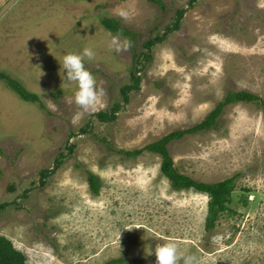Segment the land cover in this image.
I'll return each instance as SVG.
<instances>
[{"label":"rangeland","instance_id":"rangeland-1","mask_svg":"<svg viewBox=\"0 0 264 264\" xmlns=\"http://www.w3.org/2000/svg\"><path fill=\"white\" fill-rule=\"evenodd\" d=\"M161 1L164 8L151 0H0V72L44 106L23 102L0 80V236L25 264H156L148 246L169 239L199 264H264V107L230 104L216 129L168 145L176 170L197 182L236 177L231 212L210 232L207 196L173 190L157 155L108 149H141L191 128L227 92L264 104V0ZM181 10L178 30L166 32ZM102 18L135 34L131 50L109 47ZM163 34L124 104L133 52ZM86 47L95 55L85 67L104 95L77 116L75 85L59 63ZM116 104L114 122L93 117ZM87 173L100 181L97 196Z\"/></svg>","mask_w":264,"mask_h":264},{"label":"trees","instance_id":"trees-1","mask_svg":"<svg viewBox=\"0 0 264 264\" xmlns=\"http://www.w3.org/2000/svg\"><path fill=\"white\" fill-rule=\"evenodd\" d=\"M154 4L160 8H164V3L161 0H151ZM194 0L189 2L190 6ZM184 10L177 12L176 18L171 27L166 28V32L177 31L181 20L183 18ZM101 26L114 35L120 34L122 37L129 38L132 42L134 33L127 31L123 28L116 20L109 18H102L100 20ZM167 34L157 35L154 39H149L143 44L144 51L138 53L133 52V64L131 71V85H126L121 88V98L124 104L128 103V94L132 91L139 90L140 78L136 75L145 67L146 62L150 58L151 48L158 42H162ZM0 80L4 81L6 85L15 92L18 97L23 101L31 104H37L39 109H44L43 104L40 102L39 97L31 92L25 90L17 81L12 80L8 75L0 72ZM254 103L264 107V104L258 99V97L246 93V92H227L221 102L208 114V116L199 124L184 130L173 131L161 139L154 141L141 149H135L131 151L117 150L108 146L111 152L123 155L126 158H136L141 156L143 153L155 154L160 158L159 171L161 175L167 179L171 188L177 191H188L193 190L196 193L204 194L208 198L207 210L205 217L204 229L210 232L214 229L215 223L219 217L225 213L231 212L229 204H231V195L234 191V181L236 177L226 179L218 183H201L193 180L192 178L179 173L173 163L171 155L168 150V145L174 141H179L185 136L196 135L200 132L216 129L218 125V119L223 113L225 107L233 103ZM120 106L114 105L109 112H97L93 117L100 123H111L117 118ZM69 151L71 149L69 148ZM63 164L62 157L55 160L54 168L52 172L57 170ZM50 172V173H52ZM47 174H42L41 180L45 179ZM87 180L89 189L93 195L99 194L100 181L97 176L87 173ZM43 184V181H41ZM0 208H3L0 206ZM121 260H112L106 264H120ZM0 264H25L24 257L20 252L14 249L12 243L5 237L0 236Z\"/></svg>","mask_w":264,"mask_h":264},{"label":"clouds","instance_id":"clouds-1","mask_svg":"<svg viewBox=\"0 0 264 264\" xmlns=\"http://www.w3.org/2000/svg\"><path fill=\"white\" fill-rule=\"evenodd\" d=\"M119 15L121 18H127V13L124 11H120ZM109 35L111 36L110 48L117 52L131 50V40L126 37L121 38L120 34L112 35L110 33ZM94 55V51L86 47L82 53L68 52L64 54L61 57V63H59L64 73H66L65 79L75 85L72 102L80 110L77 112V116H82L90 109L95 108L104 95L103 87L97 86L96 78L84 64L85 58L91 60ZM148 255L155 256L156 264H199V260L195 255L181 251L177 243L171 239L164 243H156L154 248L148 246Z\"/></svg>","mask_w":264,"mask_h":264}]
</instances>
